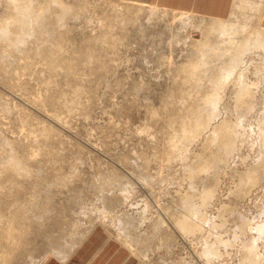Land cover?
Returning <instances> with one entry per match:
<instances>
[{
	"label": "rangeland",
	"instance_id": "1",
	"mask_svg": "<svg viewBox=\"0 0 264 264\" xmlns=\"http://www.w3.org/2000/svg\"><path fill=\"white\" fill-rule=\"evenodd\" d=\"M1 1L0 18L8 8L6 0ZM36 1L59 2L84 12L78 21L70 22L63 57L73 48L85 51V37L98 34L89 17L96 19L112 8L129 6L140 8L141 13L124 37L120 38L123 32L117 29L109 42L97 45L89 55L91 60L82 61L73 78L66 76L69 72L60 62H55V74L49 68L53 58H63L62 53L47 58L21 53L0 40V235L21 214L19 240L25 244L10 264H41L61 250L70 254L67 245L82 242L94 229L119 240L116 218L120 215L130 223L125 230L134 247L148 254L143 259L120 239L130 248L134 264H238L245 240L253 236L261 254L258 264H264V236L244 235L241 228L254 219L253 225L264 220V180L245 198L233 193L239 174L256 166L264 150L259 137L264 133V80L255 90L257 99L249 112L237 104L232 85L225 92L220 89L224 99L218 103L219 114L212 127L223 120L236 123L241 115L240 121L246 119L231 153L223 152L220 157L216 144L211 149L206 146L211 126L195 141L185 135V129L195 122L194 110L204 108L201 99L220 91L214 92L210 84L214 71L208 76L203 70L195 74L191 70L199 55L195 41L205 28L186 39V17L196 15L166 9L169 16L164 19L165 8L158 6V13L150 16L152 6L120 0ZM211 21L206 18L205 22ZM253 26L252 31H259L256 22ZM247 60L248 80L258 82L259 57L252 55ZM77 87L82 90L80 99L74 93ZM64 96L66 101H72L68 96L78 100L69 103L76 107L74 111L73 106L72 112L61 108ZM55 115L64 122L58 123ZM210 156L219 157V183L203 209L209 220L199 219L196 233L184 234L173 225L183 215L181 197L195 193L198 201L213 186V169L199 170L196 179L191 178L192 167ZM14 158L22 160L19 172L26 171L23 175L12 169ZM15 179L21 182L16 187L11 185ZM104 210L113 212L105 222ZM204 242L217 244L218 254L209 263L200 255Z\"/></svg>",
	"mask_w": 264,
	"mask_h": 264
},
{
	"label": "bare ground",
	"instance_id": "2",
	"mask_svg": "<svg viewBox=\"0 0 264 264\" xmlns=\"http://www.w3.org/2000/svg\"><path fill=\"white\" fill-rule=\"evenodd\" d=\"M0 2L3 1L0 0ZM6 2L8 8L6 9L4 15L0 18V40L2 41V43L5 42L10 43L13 47L16 48L17 52L26 53V54H30V53L42 54V56L44 55L45 58L49 56L51 57L55 55L57 56L58 53L61 54L63 52L62 51L63 49L65 52L64 47L65 45H67L66 43L69 42V34L71 30L70 22L72 20L78 21L82 17V15H84L83 14L84 12L76 11L69 6L60 4L59 2H52L48 4H41L36 0H6ZM263 2L264 0H258L257 3H252V0H247L248 5H251L250 6L252 9L251 13L247 12L246 10H243L244 8L246 9L245 7L246 5L243 6V9H239L235 7L236 9L233 10L231 19H226V20L213 19L214 21L206 23L205 22L206 18L202 16L196 15L193 18L186 17L187 40L188 38L194 36L193 34L194 31H199L202 27H205L203 31L199 32L202 35L201 39L195 41L199 55L197 54L198 55L197 59L193 61V63H191L192 73L195 74L196 72H200V70H203L204 74L208 73L209 74L208 76H210V74H212V72L214 71L213 76L210 78L211 81L210 84L213 83V85L216 88L214 89V92L215 90H220V89L225 92L227 90L226 88L227 87L229 88V86L232 85L233 86L232 90L235 89L233 90V92L236 91L235 97L237 104L239 105L240 103L241 105H239V107L240 108L244 107V111L246 110V112H249L254 107L255 101L257 99L255 90L260 85L259 83H262L264 80V27L260 24V14H261ZM152 7L153 8L150 9L149 11L150 16L157 14L158 11L160 10V8L158 7H154V6ZM162 11H163V18L166 19L169 16L166 13V11L168 10L162 9ZM140 13H141L140 8H134L129 6L126 9L112 8L108 11H105L102 14V16L99 15L100 17H97L96 19L89 17V21L97 25L99 32L98 34H95L93 36L85 37L86 40L85 44L87 49L85 51L77 52L72 47L73 45L69 44L71 46L70 48L73 49L71 51H68L69 52L68 57H63L64 54L62 53L63 58L61 59L60 57L53 58L52 64L50 65L49 68L51 69L52 72H54L53 74H55V71L57 72V68H58L57 66L59 64L58 62H60L61 63L60 66L63 69H65L66 72H69L66 73L67 75L65 74L66 76L70 78L77 77L75 71L79 70V64L82 61L84 63V62H89L91 60L89 55H91L94 52L92 50L96 49V46L99 44H104L109 42L113 38L114 32L117 29L120 32H123V36L121 35L120 38L124 37L125 34L129 32L128 29L129 24L136 25L138 23L140 19ZM184 14H188V13H183V15ZM254 22H256L259 28V29L257 28L259 30L257 32L252 31L254 27L253 26ZM29 44L33 46V49L31 47L28 48ZM37 47H39L40 49L39 48L37 49ZM89 48H91V50ZM252 55L253 56L256 55L259 57V61H258L259 67L257 69V72L260 73V77H258L260 80L258 79V82H253V81L249 82L248 80L249 70L247 66L249 62L247 59L250 58ZM55 62H57L58 64L56 65ZM72 83L73 82H71V84ZM79 87H77V89H74L75 96L76 97L78 96L77 99H80L79 96H81L82 94V90ZM221 90L215 92L217 95L211 91L213 94H215V96L207 95L203 99H201V101L204 104V108L202 110L201 109L194 110L195 122L191 125L190 128L185 129V135L188 139L195 141L203 134L205 130L210 128V126L211 127L213 126L211 125L212 121L219 114L218 103H220L222 100L221 99L222 96L220 97L219 95V92H221ZM70 97L68 96V99H72V101L71 100L66 101L67 96L66 97L64 96L65 98L64 101L66 102H62L63 100H61L62 102L60 103L62 106L61 108L70 109V107L73 106L71 108L73 109L75 107L74 105H70L69 103L70 102L76 103L77 99L73 100L74 97L73 98ZM262 105L264 109V94H263ZM71 109L68 111L72 112ZM74 109H76V107ZM204 111L208 113V116H204L203 114ZM54 118L58 123L64 122L63 119L58 115H55ZM240 118L239 121H237L236 123H231L228 120H223V122H221L219 125L215 126L214 128L212 127L213 129L211 128L212 132L209 135L208 144L206 145L207 148L211 149L212 144H216L217 153H219L220 157L222 156L221 154L223 152H225V154H230L233 149L232 143L234 139L240 135L239 127L243 126L244 124L243 122L246 121V119L243 120V118H242L243 121H240ZM263 119H264V114H263ZM259 137L261 141V147L264 148V133L261 132ZM218 159L219 157L217 158V156L216 157L210 156L209 158H205V159L202 158L201 163L199 166H197V168L191 166L192 167L191 172L193 173V175L191 174L192 179L196 177L197 172L199 170L208 171L210 169H213L215 170V173L212 177L213 186L206 188L201 193V195L199 196L200 200L198 201L195 200L196 198L195 193L192 194L188 193L185 196L183 195L181 197L182 198L181 201L183 205V209H182L183 215L181 214L182 218L177 216V219H175L176 221L174 220L173 225L176 226L179 229V231H181L184 234H188V233L191 234L192 232L196 233V231L199 229V226L201 224L200 223L201 221L199 222V219L204 221L206 219V222L209 220V219L207 220L206 218L207 216L203 213L205 211V210L203 211V209L209 204L210 200L215 196L216 191L214 189L215 187L214 185H217L219 183V173L216 169L218 167V162H219ZM12 160H14L12 169L16 171L17 174L23 175L26 171H24L23 174H20L19 172L20 170L22 171V162H21L22 160H20L19 158H14ZM258 160H259L258 164L254 167L252 166L250 170L248 169L249 170L248 172L246 171L244 173L239 174L238 182L236 185V191L233 192V193L236 192L235 196L245 198V194L246 193L248 194V192L251 190L252 187L259 184L260 181L262 182V180H264V150L261 151ZM20 183L21 182L18 179H15L11 183V185H14L16 187V184H20ZM194 184H195L194 181H192V185H191L192 189H195L193 188ZM233 210H234L233 208H230V211ZM106 211L104 210L103 213H101L103 214V217H105V220L104 219L102 220L104 222L106 221L107 216L113 215L112 214L113 212H110V210H108L110 213ZM123 218H125L123 215H120L118 219L116 218V221H118L119 224V226L116 228L118 232V237L120 239H124L126 243L129 245V247L131 249H134L133 251L136 252L137 250L138 254L143 259L146 260L148 254L146 252H141L140 250L134 247L135 244L133 240L130 239L128 230H125V227H128L130 223L129 222L125 223V221H123ZM21 221H22V215L16 214V216H14L13 219L9 223H7L8 227L6 229L1 228L2 231L0 235V264H10L11 260L13 261L15 257L16 250H18L19 248L21 249V247L24 248L25 246L23 241L21 239L19 240V235L22 234L19 227ZM253 222L244 223L243 225H241L244 235L246 234L248 235V233L256 232L259 235V237H263L264 220L260 222H256L254 225L252 224ZM74 241L73 243H69L67 245L70 253L79 245L78 242L76 243ZM245 241L246 242L243 246L244 254L238 264H258V259L259 256L261 255L258 254L259 252L257 253L256 241H258V239L256 237L254 238L253 236L249 240H245ZM202 250L203 251L200 252L201 253L200 255L201 257H204L208 263L215 255L218 254L217 244H215V242L213 244H209L208 242H206ZM61 251L55 252L56 257L61 259H66L69 256V253L66 252V254H64Z\"/></svg>",
	"mask_w": 264,
	"mask_h": 264
},
{
	"label": "crops",
	"instance_id": "3",
	"mask_svg": "<svg viewBox=\"0 0 264 264\" xmlns=\"http://www.w3.org/2000/svg\"><path fill=\"white\" fill-rule=\"evenodd\" d=\"M124 3L159 6L165 9L202 16L208 19L226 20L236 8L251 13L247 0H120ZM243 1V2H242ZM258 0H252L257 3ZM245 3V4H244ZM236 7V8H235ZM264 27V2L260 14ZM92 230L66 259L52 257L41 264H134L132 252L118 239Z\"/></svg>",
	"mask_w": 264,
	"mask_h": 264
}]
</instances>
